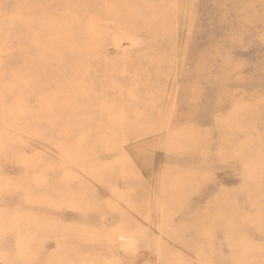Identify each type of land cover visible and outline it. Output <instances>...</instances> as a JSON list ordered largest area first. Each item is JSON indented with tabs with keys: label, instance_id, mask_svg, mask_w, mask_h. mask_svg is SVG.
<instances>
[{
	"label": "rangeland",
	"instance_id": "1",
	"mask_svg": "<svg viewBox=\"0 0 264 264\" xmlns=\"http://www.w3.org/2000/svg\"><path fill=\"white\" fill-rule=\"evenodd\" d=\"M0 264H264V0H0Z\"/></svg>",
	"mask_w": 264,
	"mask_h": 264
}]
</instances>
